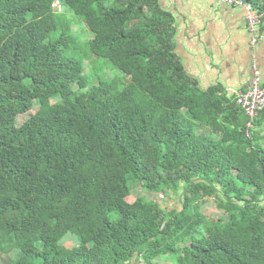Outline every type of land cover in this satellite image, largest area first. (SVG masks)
Instances as JSON below:
<instances>
[{
  "label": "trees",
  "instance_id": "obj_1",
  "mask_svg": "<svg viewBox=\"0 0 264 264\" xmlns=\"http://www.w3.org/2000/svg\"><path fill=\"white\" fill-rule=\"evenodd\" d=\"M247 1L264 32V0ZM89 54L128 80L90 85ZM248 122L185 70L159 0H0L4 264H264V110ZM132 188L182 190L181 206Z\"/></svg>",
  "mask_w": 264,
  "mask_h": 264
},
{
  "label": "crops",
  "instance_id": "obj_2",
  "mask_svg": "<svg viewBox=\"0 0 264 264\" xmlns=\"http://www.w3.org/2000/svg\"><path fill=\"white\" fill-rule=\"evenodd\" d=\"M159 5L172 18L174 51L200 88L219 84L236 94L248 85L253 60L264 81V32L251 44L244 7L218 0H159Z\"/></svg>",
  "mask_w": 264,
  "mask_h": 264
},
{
  "label": "rangeland",
  "instance_id": "obj_3",
  "mask_svg": "<svg viewBox=\"0 0 264 264\" xmlns=\"http://www.w3.org/2000/svg\"><path fill=\"white\" fill-rule=\"evenodd\" d=\"M79 19V18H78ZM78 24L83 21L77 20ZM73 32L76 33L78 36V33H81V43L85 41V39H89L91 36V33L87 28L83 25L79 26H74ZM81 50L79 51V55L82 56L85 52V48H80ZM90 55V54H89ZM85 71L88 72V78L90 85L96 83V79H112L116 78L118 82H120V85H123L125 83V74L121 72L119 69H117L115 66L111 64V62L107 59L104 58H93V56H89L86 61H85ZM90 72V73H89ZM126 80V82H127ZM33 110V112H35ZM30 116V113H22L19 114L17 117V122L18 124H21L24 122L28 117ZM138 195H144L148 199H152L156 202H158L162 208L165 210H169L171 208H176L181 206V195H182V190H178L177 192H172L169 190L167 193H157V192H149L146 190H140V189H135L132 188L131 194L127 197V200L129 202H133L134 199ZM264 203V200L262 201ZM202 212L206 213L209 217H217L220 213H223L222 209H219L215 202L213 201L212 198L206 199L205 203L202 204L201 206ZM118 212L116 210H113L109 213V217L112 220H115L118 218ZM62 244L66 246H75L79 244L78 238L72 234H67L63 240L61 241ZM15 256L14 252H7L4 253L2 250H0V264H4L5 261L6 263H10L12 261V258ZM164 259H159L160 262L164 264H176L175 260L173 257L167 256L163 257ZM133 264V263H132Z\"/></svg>",
  "mask_w": 264,
  "mask_h": 264
},
{
  "label": "built area",
  "instance_id": "obj_4",
  "mask_svg": "<svg viewBox=\"0 0 264 264\" xmlns=\"http://www.w3.org/2000/svg\"><path fill=\"white\" fill-rule=\"evenodd\" d=\"M225 5H236L245 8V16L252 33L250 42L256 44L263 38V32L260 31L261 13L247 0H218ZM56 6H59L56 3ZM237 104L244 110L249 118L248 127L252 126V119L256 114L264 110V81L259 66L256 61L252 62V77L248 85L236 93Z\"/></svg>",
  "mask_w": 264,
  "mask_h": 264
}]
</instances>
